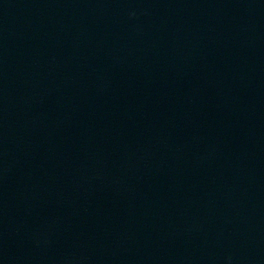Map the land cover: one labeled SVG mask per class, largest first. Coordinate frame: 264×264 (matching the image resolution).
<instances>
[{"label":"water","instance_id":"obj_1","mask_svg":"<svg viewBox=\"0 0 264 264\" xmlns=\"http://www.w3.org/2000/svg\"><path fill=\"white\" fill-rule=\"evenodd\" d=\"M0 264H264V0H0Z\"/></svg>","mask_w":264,"mask_h":264}]
</instances>
